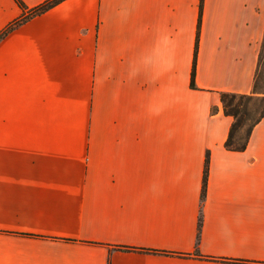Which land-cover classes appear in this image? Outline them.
<instances>
[{
    "label": "crops",
    "instance_id": "1",
    "mask_svg": "<svg viewBox=\"0 0 264 264\" xmlns=\"http://www.w3.org/2000/svg\"><path fill=\"white\" fill-rule=\"evenodd\" d=\"M263 35L264 0H61L2 36L0 264H264V115L227 148L220 99Z\"/></svg>",
    "mask_w": 264,
    "mask_h": 264
},
{
    "label": "trees",
    "instance_id": "2",
    "mask_svg": "<svg viewBox=\"0 0 264 264\" xmlns=\"http://www.w3.org/2000/svg\"><path fill=\"white\" fill-rule=\"evenodd\" d=\"M21 7V14L10 21L6 26L0 30V38L4 36L14 26L28 18L29 16L42 12L61 0H44L41 3L27 7L22 0H15ZM200 17V16H199ZM200 22V18H199ZM199 29V28H198ZM264 35L260 44L258 55V63L254 74L252 83V91L250 93H237L231 91L220 92V99L222 102L223 111L233 117L228 135L225 140V146L230 149H242L245 147L250 132L256 122L264 115ZM197 49V43L195 52ZM194 62L191 71L190 85L195 86L194 83ZM257 112V114H254ZM245 130V133L242 132ZM127 248V247H126ZM129 248V247H128Z\"/></svg>",
    "mask_w": 264,
    "mask_h": 264
},
{
    "label": "rangeland",
    "instance_id": "3",
    "mask_svg": "<svg viewBox=\"0 0 264 264\" xmlns=\"http://www.w3.org/2000/svg\"><path fill=\"white\" fill-rule=\"evenodd\" d=\"M262 50H263V56H264V48ZM263 85H264V81H263ZM254 114H257V112H254ZM242 132L245 133V130H242Z\"/></svg>",
    "mask_w": 264,
    "mask_h": 264
}]
</instances>
